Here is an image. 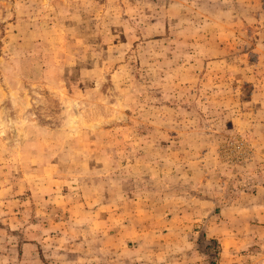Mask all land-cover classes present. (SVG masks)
Masks as SVG:
<instances>
[{
    "label": "rangeland",
    "instance_id": "obj_1",
    "mask_svg": "<svg viewBox=\"0 0 264 264\" xmlns=\"http://www.w3.org/2000/svg\"><path fill=\"white\" fill-rule=\"evenodd\" d=\"M0 264H264V0H0Z\"/></svg>",
    "mask_w": 264,
    "mask_h": 264
},
{
    "label": "crops",
    "instance_id": "obj_2",
    "mask_svg": "<svg viewBox=\"0 0 264 264\" xmlns=\"http://www.w3.org/2000/svg\"><path fill=\"white\" fill-rule=\"evenodd\" d=\"M13 260H15L14 258H12Z\"/></svg>",
    "mask_w": 264,
    "mask_h": 264
}]
</instances>
